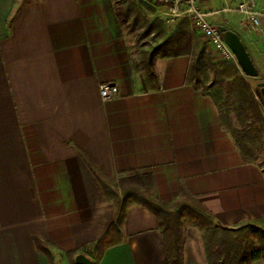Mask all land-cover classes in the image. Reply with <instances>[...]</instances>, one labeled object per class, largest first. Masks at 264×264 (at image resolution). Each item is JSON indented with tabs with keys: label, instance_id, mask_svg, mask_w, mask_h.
I'll use <instances>...</instances> for the list:
<instances>
[{
	"label": "crops",
	"instance_id": "1",
	"mask_svg": "<svg viewBox=\"0 0 264 264\" xmlns=\"http://www.w3.org/2000/svg\"><path fill=\"white\" fill-rule=\"evenodd\" d=\"M239 1L197 0L211 23L241 38L257 75L236 64L255 91L264 85V0H253L259 29ZM151 8L163 22L165 7ZM189 30L192 47L206 41ZM152 55V74L135 68L115 0H0V264H70L73 249L96 264H170L155 214L128 202L118 227L87 159L113 181L150 173L166 203L187 191L221 227L264 231V159L243 158L219 99L189 79L191 53ZM102 83L117 95L102 97ZM98 240L99 254L82 251ZM182 264H207L194 226Z\"/></svg>",
	"mask_w": 264,
	"mask_h": 264
},
{
	"label": "trees",
	"instance_id": "2",
	"mask_svg": "<svg viewBox=\"0 0 264 264\" xmlns=\"http://www.w3.org/2000/svg\"><path fill=\"white\" fill-rule=\"evenodd\" d=\"M115 2L120 4L119 0ZM123 4L121 3L120 7L117 6V15L121 22L130 15V8H126ZM143 19L145 20L144 29H142L144 31L141 33L155 34L160 37V42L159 46L151 51L152 53L144 52L138 63L133 61L135 68L144 69L152 74L154 52H157L159 56L191 53L189 79L195 86L201 87L204 91L213 88L211 93L216 99H220L223 93L220 82H225L227 88H234L237 102L234 110L240 123H243V129L239 131L231 123L232 119L225 109H221V123L232 134L243 158L253 159L255 151L264 149V100L259 87L257 86L255 91L251 88L249 82L239 75V69L234 61H213L205 52L203 41L198 40L196 46L192 47L187 19L180 20L169 32L158 18ZM246 134L250 142L245 145L242 139L247 137ZM86 161L99 184L101 193L112 199L116 205L118 227L128 202L139 203L155 214L170 264H182L184 231L189 225L194 226L201 233L200 239L207 264H246L248 261L258 259L264 261V231L258 226L242 224L237 227H221L215 224L212 215L198 200L185 190H181L171 203L163 202L158 198L152 176L148 172L137 170L121 174L117 179L118 191L113 180L109 179L92 161L88 159ZM184 218L187 219V226L183 223ZM249 227L258 239L257 247H252L250 244L252 240L248 236ZM33 241L50 255L52 248L49 243L35 235ZM102 246V242L98 240L86 245L82 251L87 254L93 252L99 254ZM78 252L74 249L66 252L70 264H79L74 260ZM90 260L91 264H96L94 259Z\"/></svg>",
	"mask_w": 264,
	"mask_h": 264
},
{
	"label": "rangeland",
	"instance_id": "3",
	"mask_svg": "<svg viewBox=\"0 0 264 264\" xmlns=\"http://www.w3.org/2000/svg\"><path fill=\"white\" fill-rule=\"evenodd\" d=\"M147 1L146 0H119L120 4H117V6L120 7L121 3H124L126 5V8H130V15L127 16L125 21H123V28L125 31V35L127 37V43L129 44V49L131 51V55H132L131 59L137 63L143 57L144 52L150 53L151 51H153L155 48H157L159 46L158 44L160 42V37L155 36V34L151 33V34L146 35V34L141 33V31H144V30H142V29H144V23H145V20L143 18H145V17H147L149 19L155 18L154 16H150L152 14L149 13V12H151V9H152L151 4L152 3L155 4V2H154V0H147ZM165 27H168V26H165ZM204 43H205V45H208L209 47L211 46L209 44V42L207 41V39ZM207 54H209V53H207ZM219 60H223V59L220 58ZM220 87L223 90L222 91L223 93L221 94L220 99H219L220 107H221V109L226 110V112L228 113V115L232 119L231 123L235 127H237V129H239V131H241L240 129L241 128L243 129V123L242 124L240 123L239 119L237 118L236 112L234 110L237 107V102H236L234 92H232L233 94L231 95V93H229V90H225L227 85L223 81L220 82ZM254 88L256 90V87H254ZM212 90H213V88H211V91ZM226 97L228 100L226 99ZM246 135H247V137L245 136V138L242 139L243 142H245V145L250 142V138H248V134H246ZM261 152H262V150L255 151V153L252 157L255 159H258V160H261V159L263 160L264 155H262ZM113 182L116 184L115 188L119 191L117 180H115ZM186 222H187V219L184 218L183 223L185 225H186ZM186 228H185V231H186ZM248 234H249L248 236L252 240V241H250L251 246L257 247L258 243H259L258 239L254 236L250 227L248 229ZM184 237H185V234H184ZM253 261H258L261 264H264V261L260 260V259L253 260ZM253 261H248L246 264H254Z\"/></svg>",
	"mask_w": 264,
	"mask_h": 264
},
{
	"label": "built area",
	"instance_id": "4",
	"mask_svg": "<svg viewBox=\"0 0 264 264\" xmlns=\"http://www.w3.org/2000/svg\"><path fill=\"white\" fill-rule=\"evenodd\" d=\"M154 2L165 7V14L163 16L165 25L171 27L177 19H187L192 29L207 39L209 44L220 53L222 58L237 63L234 53L223 39L221 30L217 25L208 20V12L198 5L197 0H154ZM237 9L250 20L254 29H259L253 0L239 1ZM99 90L104 98L117 95V87L114 83H102L99 86Z\"/></svg>",
	"mask_w": 264,
	"mask_h": 264
},
{
	"label": "water",
	"instance_id": "5",
	"mask_svg": "<svg viewBox=\"0 0 264 264\" xmlns=\"http://www.w3.org/2000/svg\"><path fill=\"white\" fill-rule=\"evenodd\" d=\"M222 36L228 47L234 53L236 61L245 75L256 76L257 69L238 34L232 30L226 29L224 26H219ZM260 94L264 100V85L263 82H258ZM74 260L79 264H91V260L84 254L78 253Z\"/></svg>",
	"mask_w": 264,
	"mask_h": 264
}]
</instances>
